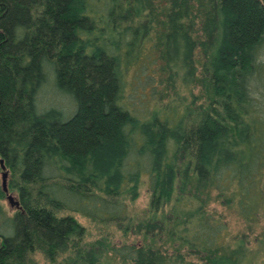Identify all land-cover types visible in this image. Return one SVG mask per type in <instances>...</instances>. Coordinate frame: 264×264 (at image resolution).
Instances as JSON below:
<instances>
[{
	"label": "trees",
	"instance_id": "1",
	"mask_svg": "<svg viewBox=\"0 0 264 264\" xmlns=\"http://www.w3.org/2000/svg\"><path fill=\"white\" fill-rule=\"evenodd\" d=\"M0 171L21 205L0 264H244L208 204L260 221L264 1L0 0ZM64 212L143 241L81 247Z\"/></svg>",
	"mask_w": 264,
	"mask_h": 264
},
{
	"label": "rangeland",
	"instance_id": "2",
	"mask_svg": "<svg viewBox=\"0 0 264 264\" xmlns=\"http://www.w3.org/2000/svg\"><path fill=\"white\" fill-rule=\"evenodd\" d=\"M192 93L200 94L201 90L199 86L182 88L181 94L185 99V104L190 103L192 99ZM167 98L165 101H168ZM3 172L0 171V183H3ZM9 178L6 177V183L8 184ZM16 200L19 201L18 195L15 192L9 191ZM211 200L209 201V209L214 210L226 221L229 231L231 233V243L235 244L239 239L244 240L247 246V256L244 264H264V206L261 211V217L259 223H250L246 221L243 215L240 213L235 202H225L223 198H217V193L211 191ZM129 203V210L131 215H139L147 210L150 205V194L145 186L141 189L140 197L134 202ZM15 208H12L7 194L0 199V234L10 233L11 220L6 217L7 215H13ZM7 215H5V214ZM63 215H73L77 221L85 227L86 234L81 242V247L89 248L93 242L97 241L102 235H108L110 243H142L143 238L126 234L124 231L119 230L115 225L107 224L102 225L97 221L84 217L78 213L64 212ZM170 252L173 251L171 246H168ZM71 255L69 252L63 253L56 261H51L46 258L44 254L36 252L34 254V261L36 264H70L71 261L68 257Z\"/></svg>",
	"mask_w": 264,
	"mask_h": 264
},
{
	"label": "water",
	"instance_id": "3",
	"mask_svg": "<svg viewBox=\"0 0 264 264\" xmlns=\"http://www.w3.org/2000/svg\"><path fill=\"white\" fill-rule=\"evenodd\" d=\"M7 175H8V173L5 171L3 173V189H4L5 193L7 194V199L9 201L11 207L15 208V209H20L21 208L20 201L16 200V198L12 194L9 193V189H8V186H7V183H6Z\"/></svg>",
	"mask_w": 264,
	"mask_h": 264
}]
</instances>
